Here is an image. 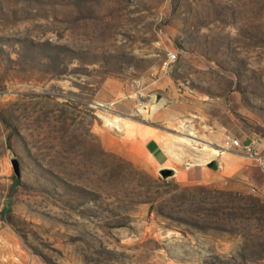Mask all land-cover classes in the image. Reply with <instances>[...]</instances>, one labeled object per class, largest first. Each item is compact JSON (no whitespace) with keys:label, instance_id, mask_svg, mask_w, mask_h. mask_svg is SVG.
<instances>
[{"label":"rangeland","instance_id":"obj_1","mask_svg":"<svg viewBox=\"0 0 264 264\" xmlns=\"http://www.w3.org/2000/svg\"><path fill=\"white\" fill-rule=\"evenodd\" d=\"M146 120L264 144V0H0V264H264L260 168L163 176Z\"/></svg>","mask_w":264,"mask_h":264},{"label":"crops","instance_id":"obj_2","mask_svg":"<svg viewBox=\"0 0 264 264\" xmlns=\"http://www.w3.org/2000/svg\"><path fill=\"white\" fill-rule=\"evenodd\" d=\"M161 80V79H159ZM166 81V80H165ZM162 83V82H160ZM166 85V84H163ZM163 112H158L159 108L154 111V120L159 121L164 120L163 116L169 114V108L162 109ZM134 135L142 146L145 154L152 160V162L158 166L159 169L171 167L175 170L181 171V177L184 179L194 181L197 177V165L202 162H208L209 164H214L215 161H225L227 159H232L230 154L226 153L224 148V141L226 139L225 131L213 130L207 135L208 149L204 150L198 146H188L187 144H182L181 148L172 143L170 138H168L164 131L159 129L155 123L146 120L145 122H138L134 126ZM241 142L243 145H250L256 154L264 156V144L260 142L257 138H251L247 135L241 136ZM218 147V148H217ZM246 160H239L235 158L234 166L232 170L237 174L243 176L246 171L244 163H250L252 168L259 167L262 173L259 177H254L252 182L260 194L264 195V173L261 170L260 162L256 157H252L246 154L244 157ZM248 159V160H247ZM248 161V162H247ZM184 163L189 166L182 169ZM213 167H207L203 170L202 176H199L197 180L199 182H211L205 177V175L210 174ZM224 177L219 176L215 181H221Z\"/></svg>","mask_w":264,"mask_h":264},{"label":"built area","instance_id":"obj_3","mask_svg":"<svg viewBox=\"0 0 264 264\" xmlns=\"http://www.w3.org/2000/svg\"><path fill=\"white\" fill-rule=\"evenodd\" d=\"M169 57L170 59H174L176 55L174 53H170ZM131 85H138V82H135ZM231 147H240L247 155L256 157L260 162L261 170L264 173V156L256 154L250 145H243L240 139L227 137L224 141V148H231Z\"/></svg>","mask_w":264,"mask_h":264},{"label":"water","instance_id":"obj_4","mask_svg":"<svg viewBox=\"0 0 264 264\" xmlns=\"http://www.w3.org/2000/svg\"><path fill=\"white\" fill-rule=\"evenodd\" d=\"M161 98V95L160 94H156L155 95V101L158 102V100ZM161 173L163 174V176H167L169 175L170 173H172V169H169V168H162L161 169Z\"/></svg>","mask_w":264,"mask_h":264},{"label":"trees","instance_id":"obj_5","mask_svg":"<svg viewBox=\"0 0 264 264\" xmlns=\"http://www.w3.org/2000/svg\"><path fill=\"white\" fill-rule=\"evenodd\" d=\"M213 165H214V164L212 163V164H211V167H213Z\"/></svg>","mask_w":264,"mask_h":264}]
</instances>
